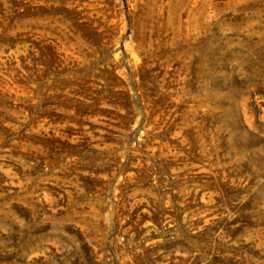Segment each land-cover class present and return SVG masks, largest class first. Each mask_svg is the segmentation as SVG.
Listing matches in <instances>:
<instances>
[{"label":"rangeland","instance_id":"374dc122","mask_svg":"<svg viewBox=\"0 0 264 264\" xmlns=\"http://www.w3.org/2000/svg\"><path fill=\"white\" fill-rule=\"evenodd\" d=\"M0 264H264V0H0Z\"/></svg>","mask_w":264,"mask_h":264}]
</instances>
